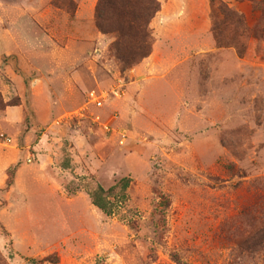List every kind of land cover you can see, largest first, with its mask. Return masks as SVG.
I'll return each mask as SVG.
<instances>
[{
    "label": "rangeland",
    "instance_id": "obj_1",
    "mask_svg": "<svg viewBox=\"0 0 264 264\" xmlns=\"http://www.w3.org/2000/svg\"><path fill=\"white\" fill-rule=\"evenodd\" d=\"M98 1L0 0V264H264L247 243L264 225V0H216L248 27L221 45L211 0H159L152 53L126 70ZM123 178L108 215L91 195Z\"/></svg>",
    "mask_w": 264,
    "mask_h": 264
},
{
    "label": "trees",
    "instance_id": "obj_2",
    "mask_svg": "<svg viewBox=\"0 0 264 264\" xmlns=\"http://www.w3.org/2000/svg\"><path fill=\"white\" fill-rule=\"evenodd\" d=\"M213 5L214 36L219 45L221 33L228 23L233 26L247 27L243 14L233 10L223 1L211 0ZM161 10L159 0H99L96 6L95 22L103 33L116 35L111 50L121 62L122 70L139 64L152 53L153 34L150 28L152 20ZM130 179L123 178L117 184L105 189L99 186L92 193V202L106 214H112L127 199ZM11 185V182L8 183ZM114 198L111 201L109 198ZM247 243L253 247L264 246V225L253 234ZM57 257H49L46 261L57 263Z\"/></svg>",
    "mask_w": 264,
    "mask_h": 264
},
{
    "label": "built area",
    "instance_id": "obj_3",
    "mask_svg": "<svg viewBox=\"0 0 264 264\" xmlns=\"http://www.w3.org/2000/svg\"><path fill=\"white\" fill-rule=\"evenodd\" d=\"M96 103H98V105H101L102 103L99 100H96ZM7 142H11V139H7Z\"/></svg>",
    "mask_w": 264,
    "mask_h": 264
}]
</instances>
